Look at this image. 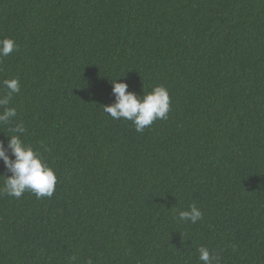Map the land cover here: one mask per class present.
I'll return each mask as SVG.
<instances>
[{"label": "trees", "instance_id": "trees-1", "mask_svg": "<svg viewBox=\"0 0 264 264\" xmlns=\"http://www.w3.org/2000/svg\"><path fill=\"white\" fill-rule=\"evenodd\" d=\"M4 38L0 96L18 77L17 134L58 183L0 195V264H264V0H0ZM113 80L166 87L168 119L113 120Z\"/></svg>", "mask_w": 264, "mask_h": 264}, {"label": "clouds", "instance_id": "clouds-1", "mask_svg": "<svg viewBox=\"0 0 264 264\" xmlns=\"http://www.w3.org/2000/svg\"><path fill=\"white\" fill-rule=\"evenodd\" d=\"M19 50L18 44L11 38L0 39V58L8 57ZM119 80V79H118ZM111 81L115 102L103 107V110L113 120L130 121L137 132L152 126L157 120H167L171 110L170 94L163 85L155 86L142 96L129 92L128 84ZM3 87L7 92L0 96V127L10 126L7 146L0 142V160L3 161L7 174H0V195L15 199L25 193L35 195L37 199L51 198L58 183L55 170L49 165L43 154L34 151L26 143L23 136L26 129L22 123H13L17 118V110L11 107L13 95L21 92L19 78L4 79ZM17 133L23 134V136ZM11 153L9 155L8 153ZM203 213L195 204L189 210L180 211L178 219L196 224L202 219ZM198 258L202 264H217L218 257L210 253L205 246L197 249ZM75 255L69 257V264H76ZM87 264H92L89 260Z\"/></svg>", "mask_w": 264, "mask_h": 264}]
</instances>
